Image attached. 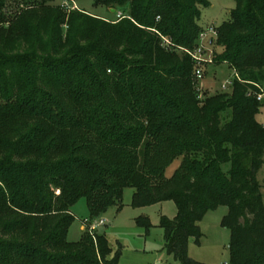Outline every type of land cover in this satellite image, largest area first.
I'll list each match as a JSON object with an SVG mask.
<instances>
[{
    "label": "trees",
    "instance_id": "1",
    "mask_svg": "<svg viewBox=\"0 0 264 264\" xmlns=\"http://www.w3.org/2000/svg\"><path fill=\"white\" fill-rule=\"evenodd\" d=\"M55 1L7 15L0 0V148H12L0 156V264H119L105 234H68L81 200L94 222L122 210L126 189L137 208L175 202L161 227L182 264H198L189 244L219 207L229 264H264V0H234L210 43L214 66L248 83L202 97L185 50L199 46L206 0H94L115 21Z\"/></svg>",
    "mask_w": 264,
    "mask_h": 264
},
{
    "label": "rangeland",
    "instance_id": "2",
    "mask_svg": "<svg viewBox=\"0 0 264 264\" xmlns=\"http://www.w3.org/2000/svg\"><path fill=\"white\" fill-rule=\"evenodd\" d=\"M26 0H7L5 13L11 15L18 11ZM207 8H202L200 25L208 30L211 27H220L231 18V11L236 7L234 0H206ZM66 0H56L54 5H63ZM76 6L85 10L92 16L103 18L107 21H115L118 14L112 15L105 7H95L94 0H78ZM210 50H215L214 48ZM221 51V50H220ZM185 53V52H183ZM206 76L199 84L201 96L205 92L209 95L224 93L222 84L231 76L232 72L226 65L209 66L206 68ZM231 93V92H230ZM232 119V111L221 114L222 123ZM257 121L264 125V108H261ZM25 126H22V129ZM15 141V140H12ZM11 146V142L9 143ZM11 147L0 148V156L7 158ZM18 161V160H16ZM181 159H178L166 171V176L171 177L179 168ZM258 179L262 187L264 202V166L260 170ZM134 190L126 189L123 197V208L118 210L111 208L102 219L107 223L100 227L98 233L105 234L112 250L110 258L119 256V264H182L173 255L168 254L165 248V233L161 227L162 219H174L177 216V206L174 201L154 203L140 208L133 206ZM73 221L68 241L77 243L82 239L81 227L84 221L89 220V211L86 200H81L72 210ZM228 214L226 207H219L208 212L200 226L203 237L200 243L191 241L189 244V257L198 264H229L231 232L223 227L224 217ZM141 221V222H139ZM4 223L0 219V225Z\"/></svg>",
    "mask_w": 264,
    "mask_h": 264
},
{
    "label": "built area",
    "instance_id": "3",
    "mask_svg": "<svg viewBox=\"0 0 264 264\" xmlns=\"http://www.w3.org/2000/svg\"><path fill=\"white\" fill-rule=\"evenodd\" d=\"M63 7L66 8L67 10L78 9V7L76 6V3H74L71 6L67 1L63 3ZM118 18L120 19L122 18L121 13L118 14ZM215 37H217V30L215 27H211L208 30H205L200 35L199 46L194 51L191 52V51L185 50L186 53H188L192 57V59L194 60L196 64V67H197L196 76H197V80L199 84L204 80V77H205L204 74H205L206 68L208 66L214 65L213 50H210L211 49L210 43L212 42V39ZM169 44L170 42L166 41V45H169ZM231 72H232L231 76L228 77L221 86L222 91L226 93L232 91L235 79H238L243 83H248V82L242 81L239 75L235 71H231ZM254 85L259 89V92L254 94L257 98V101L260 102L261 104H264V86H260L257 84H254ZM199 91L201 93L200 89ZM106 225H107L106 221L102 218L94 222H90L89 220L84 221L85 231L88 230L91 234L98 232V229L100 227H104Z\"/></svg>",
    "mask_w": 264,
    "mask_h": 264
},
{
    "label": "crops",
    "instance_id": "4",
    "mask_svg": "<svg viewBox=\"0 0 264 264\" xmlns=\"http://www.w3.org/2000/svg\"><path fill=\"white\" fill-rule=\"evenodd\" d=\"M111 13L114 14L115 12L113 13V12L111 11ZM81 230H82L83 232L85 231V226H84V225L81 227Z\"/></svg>",
    "mask_w": 264,
    "mask_h": 264
},
{
    "label": "water",
    "instance_id": "5",
    "mask_svg": "<svg viewBox=\"0 0 264 264\" xmlns=\"http://www.w3.org/2000/svg\"><path fill=\"white\" fill-rule=\"evenodd\" d=\"M112 12L114 13L115 11L113 10Z\"/></svg>",
    "mask_w": 264,
    "mask_h": 264
}]
</instances>
